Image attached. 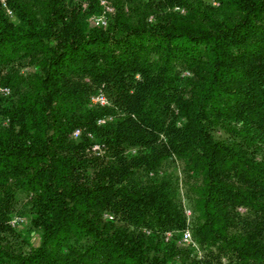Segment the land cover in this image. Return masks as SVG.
<instances>
[{"label":"trees","instance_id":"trees-1","mask_svg":"<svg viewBox=\"0 0 264 264\" xmlns=\"http://www.w3.org/2000/svg\"><path fill=\"white\" fill-rule=\"evenodd\" d=\"M4 4L0 264H264V0Z\"/></svg>","mask_w":264,"mask_h":264},{"label":"built area","instance_id":"built-area-1","mask_svg":"<svg viewBox=\"0 0 264 264\" xmlns=\"http://www.w3.org/2000/svg\"><path fill=\"white\" fill-rule=\"evenodd\" d=\"M1 4L4 6V0H0ZM9 13V11H7ZM96 21L100 22V23H104V19L100 16L96 19ZM91 101L93 103H98V104H103L105 102V98L102 94H97L95 96H93L91 98ZM101 120H98V122H100ZM22 220L21 217H14L12 220H11V223H15V222H20ZM181 240L185 243H192V238H191V233L188 229H185L182 233V238Z\"/></svg>","mask_w":264,"mask_h":264}]
</instances>
